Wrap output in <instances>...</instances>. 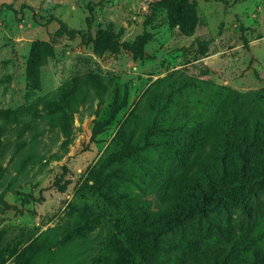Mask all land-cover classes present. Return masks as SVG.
I'll return each instance as SVG.
<instances>
[{"label":"rangeland","instance_id":"obj_1","mask_svg":"<svg viewBox=\"0 0 264 264\" xmlns=\"http://www.w3.org/2000/svg\"><path fill=\"white\" fill-rule=\"evenodd\" d=\"M160 1L0 0V111L19 121L0 117V264L53 230L65 243L37 264H264V179L244 203L160 218L225 171L264 177V0H190L192 34ZM105 28L120 48L97 55ZM122 128L117 200L80 193ZM82 212L100 217L76 238Z\"/></svg>","mask_w":264,"mask_h":264},{"label":"trees","instance_id":"obj_2","mask_svg":"<svg viewBox=\"0 0 264 264\" xmlns=\"http://www.w3.org/2000/svg\"><path fill=\"white\" fill-rule=\"evenodd\" d=\"M157 4L169 13L171 20L176 26H179L182 33L192 34L195 31L199 21L197 13L198 3L196 1L161 0ZM149 40L150 37L140 36L135 40L133 45L127 43L125 46L126 49L131 51L135 56L141 57L143 54L142 48ZM90 42L94 45V51L97 55H102L103 53L115 51L120 48L116 34L110 28L99 29L96 37L90 38ZM115 114L116 110L113 109L110 121L114 118ZM0 117L13 121L14 123L19 122L17 114L8 111H0ZM1 130L2 129L0 128V131ZM123 137L122 128L113 141L115 145H119L120 148L111 152L107 160L100 162L99 165L92 169L85 185L81 188L80 193H82L84 187H88L90 193L100 199L107 200V202L117 200V197L115 196L118 195V186L110 180L112 177L110 176V173H107V170L108 168L110 169V166L114 163H121L127 160L132 153V147L128 143H124ZM261 172L256 171V169H251L250 165L247 163L245 164L243 171H241V174L235 173L229 178L228 171H225V177L222 180L223 185L221 186H215V182L208 179L209 186L201 189L200 195L194 196L192 201H189L188 204L182 205V208L178 212H175V214L170 213L169 215H162L160 217L163 218L162 224L167 230H169L183 223L186 219L196 213L205 214L209 209L217 208L219 206L238 202L244 203L247 192L257 187L259 183L260 185L262 184L264 177ZM89 182H93L94 184L90 185ZM198 184L200 185L199 179L196 180V185ZM99 217L100 216L94 214L88 215L87 213L82 212L74 225L72 235L76 238L88 237V235H90L89 231H91V226L92 228H95L96 221ZM55 233L56 232L53 230L50 233L44 234L36 243L25 249L21 254L19 263L37 264L35 257H29L30 253L35 255L37 249H45L51 252L64 244L65 242L61 241L63 235L60 236L59 234L55 237ZM50 235L53 236L50 237Z\"/></svg>","mask_w":264,"mask_h":264}]
</instances>
